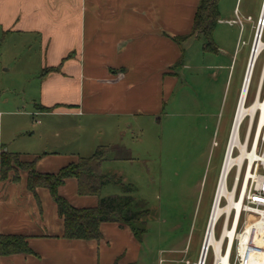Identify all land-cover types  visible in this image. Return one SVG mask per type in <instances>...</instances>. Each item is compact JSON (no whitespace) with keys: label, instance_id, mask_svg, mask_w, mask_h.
<instances>
[{"label":"crops","instance_id":"0c3cea01","mask_svg":"<svg viewBox=\"0 0 264 264\" xmlns=\"http://www.w3.org/2000/svg\"><path fill=\"white\" fill-rule=\"evenodd\" d=\"M199 3L0 0L2 32L33 36L39 47L35 57L30 53L27 58V45L33 42L17 41L23 48L20 55L35 63L28 71L35 80L24 90L33 106L28 111L22 108L25 98L11 93L0 96V106L6 104L0 110V146L20 154L22 160H36L39 172L55 173L107 145L110 152L102 170L117 174L113 168L123 159L121 144L126 135L138 136V131L150 127L178 84L184 43L195 37L182 42L176 38L192 31ZM237 50L217 44V51L210 52L214 57L199 67L228 70L230 76ZM221 57L231 65L221 64ZM45 68L48 71L42 75ZM211 77L216 80L219 72L214 70ZM54 115L77 117L82 136L65 138L60 132L49 136L41 118ZM16 171L6 178L0 175V234L26 236L33 253L0 254V264H137L142 240L128 225L104 222L100 239L66 238L49 189L39 187L34 193L27 186L28 171ZM59 193L75 207H92L99 200L97 195L79 194L74 177L65 180Z\"/></svg>","mask_w":264,"mask_h":264},{"label":"rangeland","instance_id":"374dc122","mask_svg":"<svg viewBox=\"0 0 264 264\" xmlns=\"http://www.w3.org/2000/svg\"><path fill=\"white\" fill-rule=\"evenodd\" d=\"M261 4L262 0H220V20L213 37L216 45L238 49L230 76L228 70L199 67L214 54L203 49L205 41L202 37L187 40L184 65L177 66L179 81L168 96L164 111L153 117L154 123L150 122L145 131L137 132L139 137L127 134L121 144L123 159L113 169L125 183L133 185L136 201L149 210L144 217L146 233L137 264H187V261L199 264L226 138L250 45L258 31L256 19ZM248 16L253 20H248ZM20 39L33 42L31 47L27 45V58L30 53L35 57L39 47L34 44L33 36H11L0 28V96L11 93V96L25 98L26 105L22 108L29 111L33 105L24 90L35 80L28 76L35 63L20 55L23 49L17 43ZM263 58L262 54L254 68L248 104L254 98ZM220 63L231 65V61L222 57ZM214 70L219 72L216 80L211 77ZM5 105L2 104L0 110H4ZM41 120L49 136L53 137L56 132L65 138L82 136L77 117L54 115ZM246 123L242 127V138ZM214 140L218 141L217 146L213 144ZM20 160L27 162L21 157ZM13 165L17 171L20 169L15 163ZM234 174L235 170L229 176V187ZM113 194H122L118 184L110 183L102 190L103 196ZM221 225L222 221L216 226V237ZM213 263L211 248L206 264Z\"/></svg>","mask_w":264,"mask_h":264},{"label":"built area","instance_id":"2783aa9c","mask_svg":"<svg viewBox=\"0 0 264 264\" xmlns=\"http://www.w3.org/2000/svg\"><path fill=\"white\" fill-rule=\"evenodd\" d=\"M263 8L264 0L208 216L209 225L214 209H220L217 217V225L222 221L220 234L217 236L219 239L222 238L225 229H234L232 238L228 235L223 236L219 251L220 256L227 255L231 264H264V227L260 226L264 224V58L254 98L248 104L254 68L259 57L264 55V44L261 42L263 30L259 33V27H264V19L262 20L261 16ZM247 19L252 20L251 17ZM257 39L261 43L259 49L255 47ZM254 51L257 54V61L252 66L247 81ZM245 121L247 123L242 138L241 131ZM233 170H235L233 183L229 187L228 179ZM228 206H231L229 211L225 209ZM245 234L249 237L244 241L242 237ZM211 248L214 252L213 264H223L218 259L216 250L212 246ZM208 253L203 260L201 255L199 264H206Z\"/></svg>","mask_w":264,"mask_h":264},{"label":"trees","instance_id":"16d2710c","mask_svg":"<svg viewBox=\"0 0 264 264\" xmlns=\"http://www.w3.org/2000/svg\"><path fill=\"white\" fill-rule=\"evenodd\" d=\"M220 0H200L192 31L185 36L177 37L179 42L189 37H202L203 49L206 52H216L217 45L214 41V32L220 20ZM48 69L42 70V75ZM110 147L100 145L89 156L79 157L58 172H39L35 168L36 160L21 162L20 154L5 151L0 146V175L8 177L15 169L28 171L27 186L36 193L37 188L49 189L58 209L59 216L64 221V235L69 239H100L102 236L101 224L104 222H117L128 225L135 237L142 240L146 233L144 217L149 210L144 205H139L133 196V185L125 183L117 174L102 172V164L107 159ZM17 172V171H16ZM74 177L78 180V193L81 195H97V205L92 207H75L70 201L59 193V187L65 180ZM18 178V173L14 176ZM115 183L122 188V194L101 196L102 188ZM16 253H33L24 235L0 234V254L11 255ZM118 264V263H115Z\"/></svg>","mask_w":264,"mask_h":264},{"label":"bare ground","instance_id":"6f19581e","mask_svg":"<svg viewBox=\"0 0 264 264\" xmlns=\"http://www.w3.org/2000/svg\"><path fill=\"white\" fill-rule=\"evenodd\" d=\"M261 16H262V20H263L264 19V8L262 9V15ZM262 30L264 32V27L260 26L259 27V33ZM261 42L264 44V40L263 39H262ZM259 46H261V43L258 42V39H257L256 40V44H255V47H257L259 49ZM256 61H257V54L254 51L253 52V55L251 56V63H250V68H249L248 75H247V81L249 80V77L251 75L252 66L254 65V63ZM247 81H246L245 89L247 87ZM230 207L231 206H228L225 209L229 211ZM219 212H220V209H217V208L214 209V212L212 213V216H211L209 225L207 226V232H206V237H205V241H204L205 242V248L202 251V260L207 256V253L209 252V249L212 246L216 250V252H217L218 259H220V261L223 264H231L230 262H228L227 255L224 256V254H222L220 256L219 255V251L221 249V244H222L223 236L228 235L230 238H232L233 237V233H234V229H232V230L230 228L225 229L224 234H223V236H222L221 239H219L218 237H216V230L215 229H216V226H217V217H218ZM260 226L261 227H264V224H262ZM248 237L249 236L247 234H245L242 238L245 241V240L248 239ZM206 247H208L207 250H206Z\"/></svg>","mask_w":264,"mask_h":264},{"label":"water","instance_id":"95a60500","mask_svg":"<svg viewBox=\"0 0 264 264\" xmlns=\"http://www.w3.org/2000/svg\"><path fill=\"white\" fill-rule=\"evenodd\" d=\"M204 248H205V242H204L203 250H204ZM206 250H207V247H206Z\"/></svg>","mask_w":264,"mask_h":264}]
</instances>
